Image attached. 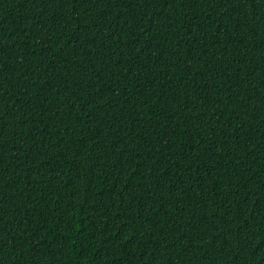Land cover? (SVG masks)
Returning <instances> with one entry per match:
<instances>
[{
	"label": "trees",
	"instance_id": "obj_1",
	"mask_svg": "<svg viewBox=\"0 0 264 264\" xmlns=\"http://www.w3.org/2000/svg\"><path fill=\"white\" fill-rule=\"evenodd\" d=\"M0 264H264V0H0Z\"/></svg>",
	"mask_w": 264,
	"mask_h": 264
}]
</instances>
